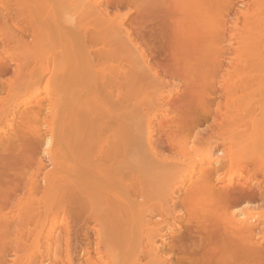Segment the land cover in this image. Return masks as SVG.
I'll return each instance as SVG.
<instances>
[{
    "label": "bare ground",
    "instance_id": "bare-ground-1",
    "mask_svg": "<svg viewBox=\"0 0 264 264\" xmlns=\"http://www.w3.org/2000/svg\"><path fill=\"white\" fill-rule=\"evenodd\" d=\"M30 224L56 264H264V0H0V264Z\"/></svg>",
    "mask_w": 264,
    "mask_h": 264
},
{
    "label": "rangeland",
    "instance_id": "rangeland-1",
    "mask_svg": "<svg viewBox=\"0 0 264 264\" xmlns=\"http://www.w3.org/2000/svg\"><path fill=\"white\" fill-rule=\"evenodd\" d=\"M183 81H184L183 79H182V81H180V80L176 81V84L179 83L178 84L179 85V91L174 93L173 96H175V98L177 96L179 98L181 96V94L183 93V90L185 89V87L183 85V83H184ZM52 87H54L53 83L48 84L47 89H51V92H52V93L48 94L50 97H52V95L54 93L53 92L54 88H52ZM49 92H50V90H49ZM148 95L150 96V94H148ZM165 98L166 97H164L165 101L169 99V97H167L166 99ZM170 99L175 100V99H173V97H171ZM167 118H169V117H167ZM160 122H162V121H156L155 124L158 125ZM198 127L199 128L196 127V129H195L196 131L194 130L196 133L197 132L198 133L204 132L205 134L203 133V135L205 137L210 135L211 134V118L208 119L207 122H204V123L201 122V124H198ZM9 131L14 132V128H13V130L10 129ZM4 136L6 137L7 134H2V137H4ZM154 136H155L154 138L156 140H159L158 134H156ZM165 153H167V152L165 151ZM167 155H171V154L168 152ZM8 217H12L15 220H20V219H31L33 216H8ZM53 222L57 223V226H58L57 232L62 233L67 226L68 220L65 219L64 216H44V217L42 216L41 220H40V223H41V225L44 226L46 233L49 230L50 225H52ZM91 225L92 224H89V225L85 226L84 228H82L81 229L82 234L87 232L88 235L94 236V234H93L94 232L91 230ZM70 226H71V224H70ZM79 227L80 226H78V228ZM57 232H56V234H58ZM42 234H43V232L40 233V229L38 227H36V224H30L29 229H27L24 232V234L22 236H20L18 239L12 237V239L9 240V243L7 245H5L6 246L5 250L8 252V255H9L8 256L9 259L7 258V263L8 264L12 263L10 259L14 257L13 252L16 251L17 247H18V252H19L18 254L21 256L20 258L24 262V264H32L34 262L33 259H36L35 261H40V262L43 261L44 263L48 262L46 264H56V263L60 262L59 258L64 255L63 252H55L54 250L45 251L44 250V244H43L45 241H44V237L42 236ZM173 234L174 233L170 232V234L167 235L166 237L168 239L170 238L169 240H171V236ZM158 244L163 245V241L159 240ZM37 248H39L42 251L43 254L41 253V256H39L38 254H36V255L34 254V253H37V251L39 250ZM57 257H58V259H57ZM80 258H81V259H79L80 261H84L85 256L80 257ZM93 258H95V255H93Z\"/></svg>",
    "mask_w": 264,
    "mask_h": 264
}]
</instances>
